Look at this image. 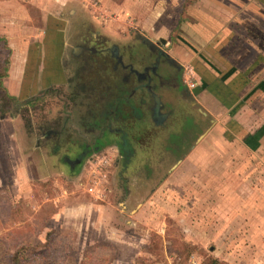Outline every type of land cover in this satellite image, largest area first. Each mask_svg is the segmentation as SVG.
<instances>
[{"label": "rangeland", "instance_id": "1", "mask_svg": "<svg viewBox=\"0 0 264 264\" xmlns=\"http://www.w3.org/2000/svg\"><path fill=\"white\" fill-rule=\"evenodd\" d=\"M76 1L88 14L85 26L97 52L89 57L72 45L62 59L65 84L39 90L26 101L15 103L0 87V118L15 116L24 127L21 147L15 136L8 142L0 137V264H264V161L259 152L234 138L226 110L214 113L185 101L178 82L183 84V65L170 79L160 76L167 65L164 57L150 82L161 97L162 112L168 113L162 125L153 121L146 81L134 75L123 81L126 73L114 68V45L137 70L153 64L156 52L142 38L170 37L161 35L171 25L166 0ZM167 1L166 14L173 20L194 2ZM14 3L0 0L1 82L11 55L4 33L19 35L22 22L7 16L11 10L6 7ZM26 4L32 20L24 35L44 31L43 9ZM20 13L25 16L24 7ZM70 14L66 11L67 18ZM83 75L87 83L76 87ZM0 130L7 132L9 126L0 123ZM123 140L129 146L125 155ZM86 145H99L97 156L112 159L104 201L84 191L94 154L75 168L66 161ZM26 156L35 161L21 175ZM127 199L130 205L124 208ZM75 202L110 206L107 224L110 231L123 232V243L91 227L83 238L85 225L70 209Z\"/></svg>", "mask_w": 264, "mask_h": 264}, {"label": "crops", "instance_id": "2", "mask_svg": "<svg viewBox=\"0 0 264 264\" xmlns=\"http://www.w3.org/2000/svg\"><path fill=\"white\" fill-rule=\"evenodd\" d=\"M12 1L18 3H14L13 7H6V10H11L7 16L19 18L17 20L22 22H15L20 25L19 35L4 33L11 55L1 83L4 91L16 98L18 103L33 97L39 90L65 84L67 74L62 59L68 55L72 45L79 48L87 43V47H91L92 35H88L85 26L88 14L76 0H61L62 5L51 0H27L43 9L41 14L45 18V28L39 33L34 30L32 34L24 35L25 29H29L28 22L32 20L27 1L25 4H22V0ZM167 3L166 0L165 16L169 18L171 25L161 35L167 32L170 37L159 41L142 38L159 48L169 46L167 50L161 48L169 66L164 67V73L160 76L170 79L180 66L190 65L197 82L191 92L193 99L208 111L215 113L216 108L226 110L229 116L226 123L232 127L234 138L239 139L250 152H259L263 162L264 0H194L190 5L187 3L184 15L176 20H173L169 11L166 14ZM21 7L26 10L25 16L20 13ZM49 9L51 10L44 11ZM68 10L71 14L67 18ZM70 23L74 24L71 25L73 27L69 26ZM76 23H80V26ZM174 34L175 37L172 38ZM172 39L174 42L170 44ZM87 50L84 54L91 57ZM136 71L140 73L143 70ZM77 78L76 87L87 83L83 80L87 78L85 75ZM178 82L184 85L180 79ZM152 91L159 97L162 106L161 97L155 92L153 85ZM0 123L9 126L7 132L0 130V137L8 142L15 136L16 143L20 145L18 139L24 133L20 120L15 116L1 117ZM50 153L55 157L58 154L56 149H52ZM24 159L21 175L27 174L31 163L35 161L29 156ZM43 159L45 160L44 157ZM127 200L124 208L130 205V199L129 204ZM72 205L70 209L76 213L79 222L85 225L83 238L86 229L91 227L103 233L107 239L123 243L119 240V234L123 232L119 229L112 232L107 224L105 214L110 206L82 202ZM58 213L53 214V219H57L60 215ZM125 238L123 236L124 240Z\"/></svg>", "mask_w": 264, "mask_h": 264}, {"label": "flooded vegetation", "instance_id": "3", "mask_svg": "<svg viewBox=\"0 0 264 264\" xmlns=\"http://www.w3.org/2000/svg\"><path fill=\"white\" fill-rule=\"evenodd\" d=\"M142 42L144 43V45H146L152 52H156V57L154 59V62L153 64L151 65H146L144 68H143V71L140 72L139 74H137V71L135 68H133V66L129 63H125L123 61V57L122 55L119 54V50L116 46H112V48H110V54L111 56L114 58L115 60V65H114V68L115 69H122L126 74L125 76L123 77V81H125L128 76L130 75H134L139 81H142V80H145L146 81V89L147 91L149 92V94L152 96V99H153V112H152V118H153V121L155 124L157 125H162L166 118L168 117V115L166 113H163L162 112V109H163V105L159 107V112L158 114H155V100H154V97L152 95V85L150 84L152 78L154 76H157L158 74V65L161 61H163L165 55H164V52L161 48L159 47H156L154 46L153 44H151L150 42L148 41H145V40H142ZM82 51L87 50V52L91 51V52H97L96 50H94L92 47H87V45L83 44L80 45L79 47ZM165 60L166 62H168L167 60V57H165ZM164 79V78H163ZM184 84V83H183ZM181 87V85H180ZM192 91L188 90L186 88L185 85H183L180 89V93H181V96L183 98H185V101L188 103V104H191V105H194V106H197L195 104H193L191 102V100L187 97L189 96V94L191 93ZM98 147L99 145H97L95 148H90L88 147L87 145L84 146V148L80 151V154L78 157H72V158H67L66 161L67 163L72 166L73 168L75 166H77L78 164H80L83 160L84 157H89L91 154H96L98 152ZM92 152V153H91ZM91 153V154H90ZM85 155V156H84ZM92 158V156H91ZM90 158V159H91ZM89 159V160H90ZM78 162L77 164L75 162Z\"/></svg>", "mask_w": 264, "mask_h": 264}, {"label": "built area", "instance_id": "4", "mask_svg": "<svg viewBox=\"0 0 264 264\" xmlns=\"http://www.w3.org/2000/svg\"><path fill=\"white\" fill-rule=\"evenodd\" d=\"M183 83L186 88L192 91L196 87V78L190 65L183 67ZM93 155L89 160L90 169L87 176L89 178L84 182V191L96 201H104L106 198L107 187L105 186V177L109 173V167L112 165V159L109 156ZM92 176L96 178H91Z\"/></svg>", "mask_w": 264, "mask_h": 264}, {"label": "water", "instance_id": "5", "mask_svg": "<svg viewBox=\"0 0 264 264\" xmlns=\"http://www.w3.org/2000/svg\"><path fill=\"white\" fill-rule=\"evenodd\" d=\"M137 74H139V73H137ZM152 95H153V97H154V100H155V107H154V109H155V114H158V112H159V107H160V99H159V97L152 91ZM189 99L191 100V102L193 103V104H195V105H198V102H196V100H194L193 99V95L190 93L189 94Z\"/></svg>", "mask_w": 264, "mask_h": 264}, {"label": "trees", "instance_id": "6", "mask_svg": "<svg viewBox=\"0 0 264 264\" xmlns=\"http://www.w3.org/2000/svg\"><path fill=\"white\" fill-rule=\"evenodd\" d=\"M0 87H2V83H1V81H0ZM10 99H12V100H16L13 96H11V95H9V94H6ZM15 103H16V101H15ZM123 145H122V152H123V154L125 155L128 151H129V146H128V144L127 143H125V141L123 140Z\"/></svg>", "mask_w": 264, "mask_h": 264}]
</instances>
